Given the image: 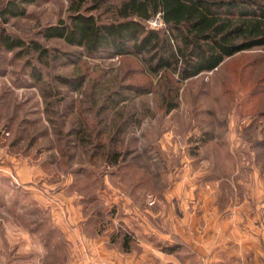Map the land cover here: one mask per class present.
<instances>
[{
	"label": "rangeland",
	"instance_id": "1",
	"mask_svg": "<svg viewBox=\"0 0 264 264\" xmlns=\"http://www.w3.org/2000/svg\"><path fill=\"white\" fill-rule=\"evenodd\" d=\"M8 1L0 0V33L4 28L25 39L36 37L79 60L45 68L29 57L42 73L36 81L26 56L7 51L0 43V264H66L70 250L55 238L60 229L53 210L66 218L68 200L72 205L78 200L93 215L97 212L95 222L110 227L127 206L126 196H133L132 205L156 206L163 215L167 193L179 184L195 196L210 195L219 209L216 220H224L232 191L243 190L248 179L251 167L246 160L252 158L264 178V46L237 53L213 71L183 82L175 108L166 112L159 77L139 57L88 56L62 40L37 36L44 26L66 20L73 0H15L25 7L17 17L3 14ZM93 1L84 0L83 9L91 8ZM121 1L104 0L93 13L108 19V3ZM83 71L86 79L78 91L56 78L77 77ZM129 85L146 90L123 96L109 93ZM115 130L117 163L91 156L95 136L102 135L98 132L107 142ZM31 189L41 191V199ZM202 228L199 220L187 241L160 249L177 264H212L211 254H206V262L198 257L203 238L198 240L197 235L202 236ZM118 232L120 227L112 230L110 248L121 243ZM132 241L125 242L126 252L138 250Z\"/></svg>",
	"mask_w": 264,
	"mask_h": 264
},
{
	"label": "trees",
	"instance_id": "2",
	"mask_svg": "<svg viewBox=\"0 0 264 264\" xmlns=\"http://www.w3.org/2000/svg\"><path fill=\"white\" fill-rule=\"evenodd\" d=\"M103 2L94 0L91 8L83 9L84 0H73L67 19L44 26L37 36L45 40H62L88 56L139 57L142 65L159 77L157 82L166 112L175 108L173 101L183 82L213 71L237 53L264 46V0H123L119 4L108 3L111 4L105 9L111 13L108 19L93 13L98 12ZM24 10L25 7H20L18 2L9 0L3 14L6 12L5 15L17 17L23 15ZM157 15L159 26L146 25L145 22ZM1 31L3 48L20 56L25 55L26 63L31 65V76L36 81L41 79L42 73L37 65L29 63V57L45 68L75 59L73 62L78 64L76 54L47 47L36 37L25 39L4 28ZM56 78L78 91L86 75L83 71L77 77L57 75ZM112 89L109 90V93L114 92L112 96L115 93L123 96L129 91L139 94L146 90L142 85ZM115 104L111 103L112 106ZM109 105L98 108L96 114ZM79 132H75L76 135ZM99 134L104 135L102 131ZM118 134L115 130L108 136L107 142L101 140L102 135L95 136L97 144L91 156L98 154L105 158L106 163L116 164L120 156ZM93 216L96 218L97 212ZM117 234L121 239L119 245L125 250V242L132 237L126 232ZM117 234L112 238H117ZM164 250L172 251L169 248Z\"/></svg>",
	"mask_w": 264,
	"mask_h": 264
},
{
	"label": "crops",
	"instance_id": "3",
	"mask_svg": "<svg viewBox=\"0 0 264 264\" xmlns=\"http://www.w3.org/2000/svg\"><path fill=\"white\" fill-rule=\"evenodd\" d=\"M246 163L251 167L248 179L246 177L243 190L232 191L229 216L224 220H216L217 216L220 218L219 209L210 195L201 192L195 196L192 189H180L179 184L167 193L168 206L163 215H159L161 211L156 206L140 209L132 205L133 196H126L123 203L127 206L122 207L114 228L99 225L93 213L82 209L78 200L74 203L72 199L73 205L68 200L66 218L60 211L53 210L56 217L53 221L61 232L55 238L66 243L70 250L66 264H168L170 261L177 264L178 260H170L171 255L160 246L187 241L199 220L203 228L202 236L197 235V239L202 237L203 243L198 257L204 260L206 254H211L212 264H223L226 260L228 264H264V178L261 170L254 168L256 162L252 158ZM30 192L32 195L36 192V199H41V191L31 189ZM210 212L213 215L206 217ZM117 227L120 233L131 235L132 244L137 245L138 250L126 252L118 244L116 249L110 248V235ZM206 229L208 234L204 232Z\"/></svg>",
	"mask_w": 264,
	"mask_h": 264
},
{
	"label": "built area",
	"instance_id": "4",
	"mask_svg": "<svg viewBox=\"0 0 264 264\" xmlns=\"http://www.w3.org/2000/svg\"><path fill=\"white\" fill-rule=\"evenodd\" d=\"M159 15H157V17L156 18H154V19H151L150 20V25L151 26H159L160 25V20H159Z\"/></svg>",
	"mask_w": 264,
	"mask_h": 264
}]
</instances>
